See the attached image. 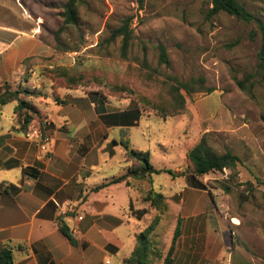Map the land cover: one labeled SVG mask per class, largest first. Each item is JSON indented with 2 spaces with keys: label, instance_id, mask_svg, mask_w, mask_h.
<instances>
[{
  "label": "rangeland",
  "instance_id": "374dc122",
  "mask_svg": "<svg viewBox=\"0 0 264 264\" xmlns=\"http://www.w3.org/2000/svg\"><path fill=\"white\" fill-rule=\"evenodd\" d=\"M67 2L0 0V53L7 51L0 57V86L7 84L14 90L23 86L43 94L23 96L42 114L41 108L55 102L81 108L91 116L97 114L95 105L99 109L105 106L109 112L138 115V126L114 128L105 134L117 141L129 140L132 148L151 154L156 168L173 173L153 176V184L131 180L136 194L133 210L146 211L134 233L144 231L161 213L144 200L151 189L166 197L167 210L153 237L161 253L170 244L179 218L182 234L195 224L178 209L181 198L189 193L203 198L206 210L207 204H213V195L219 202L215 209L221 213L211 207L197 217L202 223L201 241H206L211 221L220 238L234 239L236 251L225 264H264V79L258 68L263 40L256 21L245 22L227 12L211 17L212 0H82L79 26L64 27L62 13ZM240 2L264 23V0ZM127 18L131 19L133 39L123 58L122 38L110 37ZM39 42L54 54L19 61L40 53ZM160 45L167 48L169 65L160 63ZM9 55L12 60H7ZM64 68L69 70L70 82L59 74ZM169 76L182 82L196 80V88L203 78L204 86L214 92L192 96L183 92L185 112L162 116L153 107L170 108ZM237 80L245 82V89ZM75 81L78 83L70 84ZM77 99L84 102L78 104ZM73 110L71 114H76ZM29 112L34 118L29 131L47 132L48 125L41 127V114ZM17 119L16 103L7 105L0 111V130L18 131ZM204 134L217 152L230 151L240 163L234 171L225 169L201 177L204 187L195 188L189 182L187 153ZM103 136L97 129L88 139L100 141L102 147ZM125 154L120 145L113 158H104L106 177L124 173L128 166ZM129 214L130 219L135 218L136 213ZM234 217L241 225L234 224H239ZM99 257L100 264H122L121 256Z\"/></svg>",
  "mask_w": 264,
  "mask_h": 264
},
{
  "label": "crops",
  "instance_id": "0c3cea01",
  "mask_svg": "<svg viewBox=\"0 0 264 264\" xmlns=\"http://www.w3.org/2000/svg\"><path fill=\"white\" fill-rule=\"evenodd\" d=\"M37 45L40 53L25 55L19 61L54 54L43 43ZM6 52L0 53V57ZM71 108L77 113L71 114L74 111ZM41 110L48 116L47 149L38 140L28 139L26 133L0 130V253L10 247L12 264H100L101 254L104 258L121 256L124 264L137 246L134 226L143 218L142 211L133 210L136 194L132 188L125 183H111L125 174L129 165L121 175L108 178L103 174L102 162L116 155L121 142L130 144L129 140L111 139L105 132L136 127L137 116L109 112L105 106L99 109L96 105L97 114L91 116L81 108L55 102ZM97 129L104 135L102 147L100 141L88 139ZM113 141L119 143L114 154L109 147ZM190 194L184 195L177 205L187 213L185 218L194 219L195 224L181 234L173 255L166 261L171 237L155 264H225L227 257L233 258L236 251L233 237L228 242L220 238L211 221L207 223L206 241H201L202 223L197 222V217L211 207L217 211V198L212 195L213 204H207L205 210L202 204L207 201ZM65 204L73 210L63 213ZM131 211L136 213L135 218H129ZM237 220L239 224H234L241 225ZM212 222L215 224L216 220L212 218Z\"/></svg>",
  "mask_w": 264,
  "mask_h": 264
},
{
  "label": "trees",
  "instance_id": "16d2710c",
  "mask_svg": "<svg viewBox=\"0 0 264 264\" xmlns=\"http://www.w3.org/2000/svg\"><path fill=\"white\" fill-rule=\"evenodd\" d=\"M81 2L82 0H68V2L65 4L62 13L64 27L79 26V7ZM221 12H227L230 15H233L236 18L245 22L256 21L258 32L261 34L263 40L262 49L259 54L260 62L258 68L260 70L262 78L264 79V23L256 20V18L246 9V7L240 2V0H212V8L209 12V15L213 17ZM130 27L131 19L127 18L126 20H124L123 25L121 27H119L118 29H114L111 32L110 40H115L120 37L122 38L123 58L127 57V52L131 46V41L133 39V31ZM159 50L160 63L169 65L170 60L167 48L164 45H160ZM31 57L38 56H30L26 59H30ZM59 74H61L62 77L68 79V82H70V79H72L70 78L69 70L66 68L59 69ZM168 79L170 80V83H172V102L170 104V108L164 109L157 105H154L153 107L158 111V113L162 114V116H176L185 112L186 96L183 94V92H185L187 96H192L194 93L197 92H208L210 94L214 92V89L206 88L204 86L205 80L203 78L200 82V88H196V80L182 82L172 76H169ZM76 83H78V81H75V83L73 82L70 84L73 85ZM237 83L240 87L245 89L246 84L244 81L237 80ZM79 85L81 86V84ZM34 90L35 89H29L23 86L14 90L11 86L7 84L0 86V111L7 105L16 103V111L18 116L17 123L19 125V130L16 132L27 133L29 131V125L34 119L29 111L36 115L41 114V127L47 126L48 116L42 114V112L38 110V108L33 106L28 100H26V98H23V96H43V94L41 95ZM101 99L103 100V98ZM101 99L100 101L102 102ZM136 118H139L138 115ZM261 119L264 122V114L262 115ZM117 145H119V143L116 141L111 142V144L109 145L112 154H114V148ZM120 145H122L126 150L125 158L129 167L125 174L114 178L111 183H125L126 186L133 188L131 180H148L150 183L153 184V176L167 172L173 173L167 169L156 168L151 163V154L149 152H144L132 148L127 142H121ZM187 159L189 162V182L192 186L196 188L204 187V185L200 182L201 177L213 172H222L225 169H230L234 171L240 163V158L230 151H227L222 154L217 152V150L210 144V138L208 134H204L201 140L188 151ZM144 200L145 202L150 203L161 213L155 218V220L150 226H148L144 231L140 232L137 235V246L133 253L124 260V264H155V261L162 257L159 245H157V242L153 239V237L157 226L161 222L162 217L167 210L166 197L163 193L151 189L145 194ZM144 213H146L145 210L140 212L141 215H144ZM181 224L182 220L179 218L166 261H168L169 257L173 255L177 241L182 234ZM63 231L68 237L71 238L70 234L67 232L66 229L63 228ZM12 263L13 251L10 247H7L0 253V264Z\"/></svg>",
  "mask_w": 264,
  "mask_h": 264
},
{
  "label": "built area",
  "instance_id": "2783aa9c",
  "mask_svg": "<svg viewBox=\"0 0 264 264\" xmlns=\"http://www.w3.org/2000/svg\"><path fill=\"white\" fill-rule=\"evenodd\" d=\"M26 137L30 140H38L39 142L42 143L44 149H47V146L50 143V138L47 135L45 131L42 130H33V131H28L26 133ZM63 213H66L70 210H73V207L70 206L69 204H65L63 207Z\"/></svg>",
  "mask_w": 264,
  "mask_h": 264
}]
</instances>
